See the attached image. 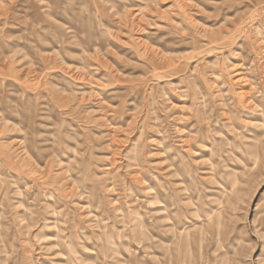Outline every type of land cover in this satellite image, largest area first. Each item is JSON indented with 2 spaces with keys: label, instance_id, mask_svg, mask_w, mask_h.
Here are the masks:
<instances>
[{
  "label": "rangeland",
  "instance_id": "1",
  "mask_svg": "<svg viewBox=\"0 0 264 264\" xmlns=\"http://www.w3.org/2000/svg\"><path fill=\"white\" fill-rule=\"evenodd\" d=\"M83 1L0 0V264H264V0Z\"/></svg>",
  "mask_w": 264,
  "mask_h": 264
},
{
  "label": "bare ground",
  "instance_id": "2",
  "mask_svg": "<svg viewBox=\"0 0 264 264\" xmlns=\"http://www.w3.org/2000/svg\"><path fill=\"white\" fill-rule=\"evenodd\" d=\"M38 3L43 7L42 11L44 12V14H46V13L50 14L52 10H59V9L60 10H65V9L67 10L68 7H73L72 13H71L72 17H69V18L66 17L65 18L66 20H63V22L57 21L56 19L52 20L51 22L55 26L48 28L49 33L45 32V30H43V32H42L43 35L40 34L41 35L40 41L47 42L48 38H50L51 40L55 39L58 41V38L60 37V35L65 34V33L68 34V37H71L73 39L78 38V37L79 38L82 37V35H81V33H82V26H81L82 14L81 13L83 11V8L86 7V5H87V4H84L83 0H53V1L52 0H38ZM71 19H74L76 21V24H78L77 27H73V26L69 25ZM92 35H93V37L97 36L95 31L93 32ZM44 36H46V38ZM44 45H45V43H44ZM145 193L151 194V202L150 203L152 206H154L155 204L158 203V201L156 203V199H158L157 193H155L153 191L152 192L145 191ZM158 208H159V206L155 207L156 210ZM160 210L165 211L166 205H163V207H161ZM212 215H214V219H215V213H213ZM217 223H219V221Z\"/></svg>",
  "mask_w": 264,
  "mask_h": 264
}]
</instances>
